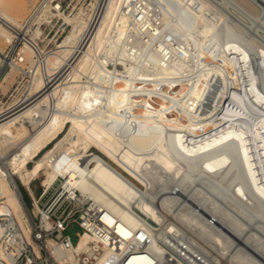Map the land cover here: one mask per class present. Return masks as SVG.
<instances>
[{"label":"bare ground","instance_id":"1","mask_svg":"<svg viewBox=\"0 0 264 264\" xmlns=\"http://www.w3.org/2000/svg\"><path fill=\"white\" fill-rule=\"evenodd\" d=\"M234 1L249 13L264 3ZM27 8L0 0V43H8L0 53L23 42L0 71V94L25 80L9 104L16 111L0 122V216L41 255L18 181L34 218L52 230L31 183L40 179L47 197L61 180V195L104 226L87 222L92 233L69 250L47 238L59 264H90L83 253L109 264L143 240L156 252L183 245L210 264H264V38L225 1L92 0L48 52L36 37L61 2L37 0L24 17ZM231 147L237 157L214 154ZM4 227L0 219V237Z\"/></svg>","mask_w":264,"mask_h":264},{"label":"built area","instance_id":"2","mask_svg":"<svg viewBox=\"0 0 264 264\" xmlns=\"http://www.w3.org/2000/svg\"><path fill=\"white\" fill-rule=\"evenodd\" d=\"M17 43V42H15ZM18 45L13 49V45L5 53H0V71L5 66L9 67V62L12 57L18 55ZM1 103L5 96L0 94ZM26 102L24 100L21 103ZM4 104H6L4 102ZM16 111L15 106L10 107L6 104L3 110H0V122L9 118ZM30 196V195H29ZM32 205L33 199L30 197ZM44 199L43 192L39 195V202L41 206L50 214L51 218L56 221L55 228L52 230L43 229L41 227L40 218H34L32 209L29 210L30 218L33 222V239L39 245L41 255H38L32 244L24 237L22 230L18 226H14L10 219H5L6 216H0L5 227L0 237V248L5 256L0 255V264H59L49 251L47 246V238H53L61 247L69 250L74 245H77L80 234L86 231L92 233L87 222L96 224V226L103 227L104 224L100 219H97L94 211H87L85 209H75V201L73 199L65 198L59 192L50 199L46 205L41 202ZM89 209V205H86ZM9 217V216H7ZM71 224H77L80 228L77 233V241L74 242L72 238L66 234V231ZM98 233L102 234L101 229H97ZM148 242V241H147ZM181 250L175 248L170 244H162L160 251H152L148 248L146 240L142 241L141 246L130 244L124 251H114L109 256V264H131L136 256H141L143 259L149 258L148 262L145 259L134 264H210L207 260L208 256L204 254L198 255L193 251H189L186 247ZM94 252L99 254V251L93 247ZM82 260H87L88 263L93 264L97 256H90L88 253H83Z\"/></svg>","mask_w":264,"mask_h":264},{"label":"rangeland","instance_id":"3","mask_svg":"<svg viewBox=\"0 0 264 264\" xmlns=\"http://www.w3.org/2000/svg\"><path fill=\"white\" fill-rule=\"evenodd\" d=\"M37 0H26L27 2V13L23 15L24 17L27 16L30 13L31 8L33 7V4H35ZM61 2L62 10L58 13V15L52 20L51 23H45L41 26V31L36 37V41L39 43V45L45 49L46 51H52L54 50L58 44L60 45L65 37L68 36L72 28L75 26V23L77 19L80 17L81 13L85 10V8L92 2V0H58ZM219 2H227L228 3V13L232 16L233 19L237 18L241 23L243 24H249L250 27H252L253 35L261 36V38H264V3L257 2V5H255V10L251 13L245 10L244 8L240 7L234 0H216ZM264 1V0H263ZM230 2V3H229ZM236 3V4H235ZM54 5L56 2L53 3ZM240 7V10H238ZM234 15V16H233ZM259 17H258V16ZM65 23V27L62 28V25ZM257 31H256V30ZM23 31V30H22ZM17 41V40H16ZM8 43H0V49H6ZM23 44L22 41H18V48ZM5 51V50H4ZM13 79L9 83V88H6L4 92V102L9 105L10 102L13 100V97L17 94H19V85L22 87L21 82L25 83L24 79L19 80V82H15ZM13 84V85H12ZM20 87V88H21ZM8 89V90H7ZM3 93V92H1ZM61 135V137H63ZM56 141L49 145V147H53L55 145ZM93 152H97L96 149H92L87 155L83 158L86 160V158ZM118 169H120L122 172H124L134 183H136L139 187L144 188L145 181L138 176L133 170L128 168L126 165L122 164L121 161L118 163H113ZM34 166V163H30L29 167ZM19 187L22 192L23 198L25 199L27 205L29 208L32 209L33 205L31 202V195L29 190L26 186L22 185L19 181ZM62 181L60 180L51 192L48 194L47 197H44L42 200V204L46 205L47 202L52 199L58 192H60ZM31 188L34 190L36 196L38 197L42 191L43 187L41 185L40 179H36L31 183ZM30 195V196H29ZM32 198V197H31Z\"/></svg>","mask_w":264,"mask_h":264},{"label":"crops","instance_id":"4","mask_svg":"<svg viewBox=\"0 0 264 264\" xmlns=\"http://www.w3.org/2000/svg\"><path fill=\"white\" fill-rule=\"evenodd\" d=\"M79 231H80V228L78 227L77 224H71L69 225L66 231V234L69 235L74 242H76L78 239L77 233H79Z\"/></svg>","mask_w":264,"mask_h":264}]
</instances>
